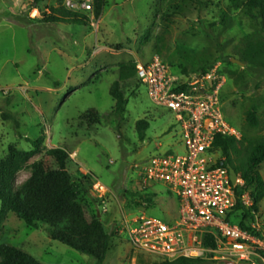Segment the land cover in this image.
<instances>
[{
	"label": "rangeland",
	"instance_id": "374dc122",
	"mask_svg": "<svg viewBox=\"0 0 264 264\" xmlns=\"http://www.w3.org/2000/svg\"><path fill=\"white\" fill-rule=\"evenodd\" d=\"M66 1L0 0V160L11 149H33L30 141L43 138L39 153L16 175L18 188L30 178L32 163L46 159L52 148L65 149L71 154L68 169L73 176H91L79 197L87 216L98 215L113 235L103 264L151 263L155 258L133 248L116 225L122 213H145L166 222L178 216L177 196L164 184L144 188L136 166L155 155L183 154L184 144L175 115L156 106L135 80L122 83L129 98L123 121L110 116L115 100L109 89L118 80L119 68L158 56L177 73H182L181 66L189 70L200 63L222 69L223 114L242 137L254 141L264 137V71L246 62L229 64L225 58L240 60L242 40L264 33L231 0H203L208 3L203 8L180 2L183 14L172 13L171 0H106L98 19L92 10L79 11L89 18L88 25L42 22L51 9L67 8ZM225 15L228 20L223 22ZM256 100L262 103L260 125L252 128L245 111ZM91 109L98 111L99 123L83 118ZM3 112L11 117L4 119ZM140 119L150 123L144 141L135 128ZM259 171L264 179V163ZM98 182L107 189L96 187ZM140 195L152 196L153 204L146 205ZM257 216L264 220V198ZM51 231L44 223L30 227L10 211L0 227V243L42 264H96L94 258L52 240Z\"/></svg>",
	"mask_w": 264,
	"mask_h": 264
},
{
	"label": "built area",
	"instance_id": "2783aa9c",
	"mask_svg": "<svg viewBox=\"0 0 264 264\" xmlns=\"http://www.w3.org/2000/svg\"><path fill=\"white\" fill-rule=\"evenodd\" d=\"M66 6L91 11L92 0H67ZM135 69L152 102L175 115L184 144L183 154L155 155L136 169L144 188L164 184L177 196L180 208L171 222L145 213H122L117 232L133 248L168 261L189 258L210 264H264V220L253 212L247 228L236 222L242 213L235 210L237 202L245 210L254 202L247 190L237 194L245 182L239 173L232 182L228 166H223L222 151L214 147L217 136L242 137L223 114L225 76L218 67L194 75L177 73L158 56L147 63L136 61Z\"/></svg>",
	"mask_w": 264,
	"mask_h": 264
},
{
	"label": "trees",
	"instance_id": "16d2710c",
	"mask_svg": "<svg viewBox=\"0 0 264 264\" xmlns=\"http://www.w3.org/2000/svg\"><path fill=\"white\" fill-rule=\"evenodd\" d=\"M231 1L234 8L245 12L258 21L264 33V0ZM180 2H190L200 8L208 5L203 0H171L169 6L173 14H183ZM105 6L106 0H92L94 19L101 17ZM67 8L51 9L52 12L49 15L44 14L42 22L89 24L87 16ZM224 18L223 22L228 20L227 15ZM24 22V20L20 21V23ZM238 56L242 62L264 71V35L262 37L256 35L245 37L242 40V47L238 51ZM187 62L190 61L187 59ZM225 62L231 64V58L226 57ZM181 68L180 71L183 74L192 75L206 72L211 67L200 63L195 64L189 70L186 67L181 66ZM220 72L225 73L222 69ZM136 77L135 62L122 64L119 68L118 80L109 89V94L115 100L110 116L114 117L118 123L123 121L129 103V98L122 90V83L135 80L137 86H140L141 83L136 80ZM261 104V101L256 100L246 109L245 121L249 127H259L258 112ZM2 117L8 119L11 115L3 112ZM83 118L89 123L100 122L99 113L94 109L87 111ZM149 127L150 123L146 119H140L136 122L135 128L141 141L145 140ZM42 142L43 138L30 141L33 146V149L30 150L11 149L6 157L0 160V227L6 220L8 213L12 211L30 227H37L39 223L51 226L50 238L52 240L59 241L94 258L96 264H103L110 250L113 235L107 232L98 215L89 218L84 206L79 201L81 190L85 187L84 182L88 181L91 184V176L82 175L79 179L73 176L68 169L72 162L69 152L60 147L50 149L46 159L31 164L30 178L20 187L15 188L16 175L30 162L34 155L39 153ZM214 147L221 150L225 157L223 166L233 167L245 182L244 188L237 190V194L240 195L247 190L253 199L254 205L249 210L244 209L240 200L235 207L237 212L242 211V220L236 222L243 228H247L246 222L254 219L253 212H258L259 204L264 198V179L259 171L264 163V137L249 141L244 137L237 140L234 137L217 136ZM140 198L146 205L153 204L152 196L140 195ZM154 258L153 262L145 264H210L199 259L179 258L168 261ZM0 264L42 263L15 246L0 243Z\"/></svg>",
	"mask_w": 264,
	"mask_h": 264
},
{
	"label": "water",
	"instance_id": "95a60500",
	"mask_svg": "<svg viewBox=\"0 0 264 264\" xmlns=\"http://www.w3.org/2000/svg\"><path fill=\"white\" fill-rule=\"evenodd\" d=\"M231 60L233 62L239 64V65H243V62H241L240 60H237V59H234V58H232ZM228 168H229L231 180H232L233 183H235L236 178H237V171L233 167H231V166H229Z\"/></svg>",
	"mask_w": 264,
	"mask_h": 264
},
{
	"label": "clouds",
	"instance_id": "9594fccd",
	"mask_svg": "<svg viewBox=\"0 0 264 264\" xmlns=\"http://www.w3.org/2000/svg\"><path fill=\"white\" fill-rule=\"evenodd\" d=\"M229 167V166H228ZM99 183V182H98ZM101 184V183H100ZM102 185V184H101ZM103 186V185H102ZM104 187V186H103ZM106 188V187H105ZM107 189V188H106ZM258 213V212H257Z\"/></svg>",
	"mask_w": 264,
	"mask_h": 264
},
{
	"label": "bare ground",
	"instance_id": "6f19581e",
	"mask_svg": "<svg viewBox=\"0 0 264 264\" xmlns=\"http://www.w3.org/2000/svg\"><path fill=\"white\" fill-rule=\"evenodd\" d=\"M100 187H102V186H100ZM104 188V187H103Z\"/></svg>",
	"mask_w": 264,
	"mask_h": 264
}]
</instances>
